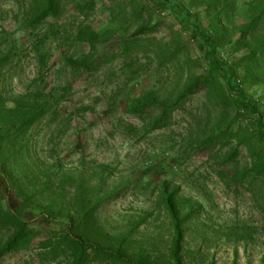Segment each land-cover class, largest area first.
I'll return each mask as SVG.
<instances>
[{
	"label": "rangeland",
	"instance_id": "obj_1",
	"mask_svg": "<svg viewBox=\"0 0 264 264\" xmlns=\"http://www.w3.org/2000/svg\"><path fill=\"white\" fill-rule=\"evenodd\" d=\"M172 1L200 15L264 116V0ZM0 62V249L10 213L37 233L0 264H72V221L135 262L264 264V147L174 15L153 0H0Z\"/></svg>",
	"mask_w": 264,
	"mask_h": 264
},
{
	"label": "trees",
	"instance_id": "obj_2",
	"mask_svg": "<svg viewBox=\"0 0 264 264\" xmlns=\"http://www.w3.org/2000/svg\"><path fill=\"white\" fill-rule=\"evenodd\" d=\"M153 3L159 11L174 15L181 29L185 32H190L197 39L209 73L220 79L223 83L227 95L238 110V115L247 117L252 130L256 134V140L264 147V116L260 113L257 104L246 94L240 85L235 69L229 67L219 59L217 43L205 29L200 15L193 13L185 5L177 1L153 0ZM52 4V2H49L46 8L36 16L33 20L35 25L41 24L48 18H53L56 15ZM178 109H170L162 118L156 120L151 128L156 130L165 127L169 122V118ZM141 110L142 107H134L132 112L139 113ZM9 216V221L14 224L18 232L0 249V260L7 254L16 253L29 247L34 236L37 234L34 231H30L27 223L15 215L10 213ZM73 222L69 223L65 235L60 241L61 243H68L71 246L72 264H150L145 261L135 262L131 258H126L120 253L98 245L94 240L86 238L85 232L83 235L80 233V228L84 229V231L86 230V227L81 225V223L77 226L79 231H75ZM177 263L180 264V262Z\"/></svg>",
	"mask_w": 264,
	"mask_h": 264
}]
</instances>
